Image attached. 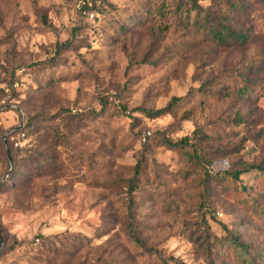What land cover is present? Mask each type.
Listing matches in <instances>:
<instances>
[{
    "label": "rangeland",
    "instance_id": "1",
    "mask_svg": "<svg viewBox=\"0 0 264 264\" xmlns=\"http://www.w3.org/2000/svg\"><path fill=\"white\" fill-rule=\"evenodd\" d=\"M252 164L264 0H0V264H264Z\"/></svg>",
    "mask_w": 264,
    "mask_h": 264
},
{
    "label": "trees",
    "instance_id": "2",
    "mask_svg": "<svg viewBox=\"0 0 264 264\" xmlns=\"http://www.w3.org/2000/svg\"><path fill=\"white\" fill-rule=\"evenodd\" d=\"M237 3H239V2H237ZM234 4H236V3H234ZM203 19H204L205 23H208L213 28V31L216 34V36L218 37V39H225V37H228L227 39H231V40H234V41L241 42L242 40H244L246 38V35L244 33L240 32V31H236V30H229V29L228 30L227 29L224 30L223 29L224 32L222 33L221 30H219L217 27L213 26L212 22L209 21L207 18H203ZM166 142L171 144V145H177V144L180 143V142L173 143V142H171L169 140H166ZM7 152H8V154H10L9 150ZM250 169H257L258 171H264V165L252 164L245 170L237 169V170H234V171H226V172L231 177L239 179L240 175L242 173H244L245 171H249ZM233 239L235 240L236 243L242 245V243L239 242L238 238L234 237ZM233 247L237 248L236 246H233ZM236 259L238 260V262L240 264H256L255 258L249 257L248 253L241 254V256H237Z\"/></svg>",
    "mask_w": 264,
    "mask_h": 264
}]
</instances>
